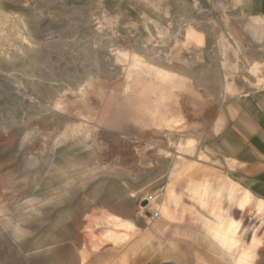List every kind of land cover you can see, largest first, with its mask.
Masks as SVG:
<instances>
[{
    "label": "rangeland",
    "instance_id": "rangeland-1",
    "mask_svg": "<svg viewBox=\"0 0 264 264\" xmlns=\"http://www.w3.org/2000/svg\"><path fill=\"white\" fill-rule=\"evenodd\" d=\"M208 6L0 0V264H264L216 143L264 91V18Z\"/></svg>",
    "mask_w": 264,
    "mask_h": 264
},
{
    "label": "crops",
    "instance_id": "crops-1",
    "mask_svg": "<svg viewBox=\"0 0 264 264\" xmlns=\"http://www.w3.org/2000/svg\"><path fill=\"white\" fill-rule=\"evenodd\" d=\"M208 4L209 13L264 18V0H208ZM234 103V114L216 139L217 150L234 164L232 172L264 198V91L251 92Z\"/></svg>",
    "mask_w": 264,
    "mask_h": 264
},
{
    "label": "built area",
    "instance_id": "built-area-1",
    "mask_svg": "<svg viewBox=\"0 0 264 264\" xmlns=\"http://www.w3.org/2000/svg\"><path fill=\"white\" fill-rule=\"evenodd\" d=\"M155 201V196H153V195H151V196H149V198H148V200H147V202H148V204L149 203H153ZM159 218V211L158 210H154L153 211V215H152V221H155V220H157Z\"/></svg>",
    "mask_w": 264,
    "mask_h": 264
},
{
    "label": "water",
    "instance_id": "water-1",
    "mask_svg": "<svg viewBox=\"0 0 264 264\" xmlns=\"http://www.w3.org/2000/svg\"><path fill=\"white\" fill-rule=\"evenodd\" d=\"M144 205H146V203H144Z\"/></svg>",
    "mask_w": 264,
    "mask_h": 264
}]
</instances>
